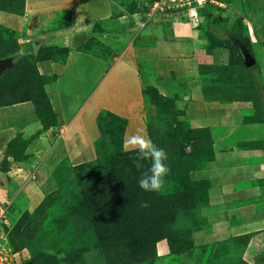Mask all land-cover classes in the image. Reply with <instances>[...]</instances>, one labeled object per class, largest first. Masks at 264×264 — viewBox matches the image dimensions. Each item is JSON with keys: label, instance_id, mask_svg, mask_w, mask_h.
<instances>
[{"label": "rangeland", "instance_id": "obj_1", "mask_svg": "<svg viewBox=\"0 0 264 264\" xmlns=\"http://www.w3.org/2000/svg\"><path fill=\"white\" fill-rule=\"evenodd\" d=\"M134 1L111 0L114 9L112 16L97 21L93 35L82 49L95 56L108 58L114 49L124 50L127 46L126 41L116 38V34L134 27V22L138 27L145 28L149 23L159 20L161 16L158 14L142 27L140 23L145 18L138 17L137 12H131L132 16L125 18L118 16L125 8L134 11L130 9L136 4ZM256 1L260 6L264 5V0ZM217 4L219 5L218 2ZM215 9L208 7L199 13L196 21L201 40L199 47L214 46L211 33L224 44L232 43L235 33H247L243 22L225 17ZM208 12L213 15H208ZM67 20L68 15L64 12L57 22L60 24L61 21L63 24ZM112 33L115 35H111ZM138 39H142L140 35H136V41ZM148 42L149 45H155V41L151 39ZM52 48L57 49L60 56L63 55L62 51H66L62 47ZM45 49L41 48L35 54L29 47L28 55L33 54L34 58H39V53ZM18 55L26 54L20 51L17 32L0 26V58ZM147 56L150 61L152 55ZM139 60L143 69L149 66L145 65L148 62L145 58L140 56ZM31 63H34V59ZM172 65H175L174 61ZM12 68L10 64L0 71V96L1 93L5 95L0 97V104L22 98L31 101L37 115L35 120L39 121L37 127L31 126V130L27 129L32 120L30 118L24 120L23 126L21 123L19 130L12 127L10 129V125L0 122L5 131H12L0 145V206L13 200L7 212L8 224L4 228L7 237L5 245L7 250L9 248L12 251L15 264H24L27 260L29 263L25 264H114V255L120 256L122 250L124 254L127 250L132 260L138 256L142 258L145 253L136 264H264V228L224 240L198 244L194 237L191 238L195 231L190 235L189 227L183 225L182 218L193 214L194 223L196 222L194 229H210L211 223L201 214L207 203L200 208L201 203H198L199 209H188L191 204L186 203L190 198H186V195L203 197L205 184L209 179H193L192 170L190 173L189 170L208 169L210 165L211 168L215 167L214 147L218 138L213 136L209 127H193L185 118L179 89L174 93H165L159 86L149 82V77L153 78L152 74L142 76L146 132L153 143L166 150L170 167L166 183L160 191L150 193L142 190L137 183L141 172L146 170L150 162L139 160L135 150L125 152L120 148L123 121L108 115L105 110L100 111L99 122L103 131L102 139L106 141L103 143L101 140L93 165L67 173L65 169L68 164L63 159L51 169L42 170L44 164L42 160H34L32 147L42 133L56 129L58 123H53L50 111H38L30 93L34 83L29 73L25 76L21 73H6ZM233 68L236 69L234 78L228 72L229 82L225 88L224 82L214 80L215 73L203 74L199 71L200 77L197 78L201 79V86L195 90H198L197 93L202 92L203 96L205 94L208 98L211 97L210 100L216 103L237 101L236 106L240 110L238 134L233 137L230 135L228 141L260 147L264 154V66L259 64L254 71L241 74L240 69ZM169 75L166 71H158L157 74L154 72L156 79ZM19 76L21 81H17ZM43 76L47 80L54 75ZM172 77L175 78L174 71ZM240 83L244 85L241 91L236 88ZM10 89L14 92L13 96ZM224 90L226 92L222 94ZM215 91H219V96ZM33 94L38 97V93ZM40 95L38 98L44 108L48 103L51 105L47 93L43 99V95ZM204 99L206 100L205 96ZM51 111L56 117L53 109ZM111 130H115L117 135ZM57 133L53 130L51 135L55 137ZM106 142L111 146L106 145ZM196 158L201 161H196ZM191 199L195 200L193 197ZM142 200L149 201V207H140ZM261 206H264V202L258 205ZM19 225L22 227L18 230ZM182 229L186 230L184 232L187 235H181ZM173 235L175 236L170 243L168 237ZM115 237H122V243L125 242L126 245ZM100 239L113 248L108 260L104 258L102 251L106 249L95 243ZM109 260L112 262L108 263Z\"/></svg>", "mask_w": 264, "mask_h": 264}, {"label": "crops", "instance_id": "obj_2", "mask_svg": "<svg viewBox=\"0 0 264 264\" xmlns=\"http://www.w3.org/2000/svg\"><path fill=\"white\" fill-rule=\"evenodd\" d=\"M148 1L135 0L134 11L125 8L118 16L125 18L137 12L140 17V9ZM8 2L11 1L0 0V4ZM217 2V13L230 19L242 18L255 46L254 57L264 66V5L260 6L256 0ZM12 3L21 11L0 8V25L17 32L22 54L28 55L29 47L35 54L46 48L44 56L37 61V69L41 75H54L45 84V91L50 97L58 125L56 129L42 133L32 147L34 160H42L44 164L42 170L51 169L65 158L71 165L96 158L101 110L125 119V150L134 149L129 143L133 135H144L150 139L143 119L142 76L152 74L149 82L165 93L179 89L185 118L193 127H209L213 136L218 138L214 147L215 167L210 165L208 169L191 172L193 179L208 178L210 181L208 202L201 214L206 216L211 226L209 230H196L195 242L204 244L224 240L264 228V206L258 207L264 202V154L260 147L228 141L230 135L238 134L240 110L236 106L237 101L216 103L205 100L202 92L195 90L201 86V79L197 78L200 77V65L228 63L226 50L220 48L212 54L199 47L197 9L186 8L160 15L159 20L145 28L134 22V27H129L126 32L112 33L126 41L127 46L124 50L114 49L108 58H103L81 47L93 35L95 23L112 16L111 0H13ZM64 12L68 20L58 24L57 19ZM136 35L142 39L136 41ZM148 39L155 41V45H149ZM52 47L67 50L60 56ZM148 54L152 55L150 61L147 60ZM140 56L148 61L145 64L148 67L143 69L140 66ZM15 57L0 59H11L13 66ZM173 61L175 65H172ZM158 71H166L170 75L156 79L154 72L157 74ZM36 117L34 104L28 100L0 106V122L10 125V129L19 130L21 123L23 126L24 120L30 118L27 129L31 130V126L35 128L39 122ZM4 128L0 123V145L9 133V129L5 131ZM53 130L58 132L55 137L51 135Z\"/></svg>", "mask_w": 264, "mask_h": 264}, {"label": "trees", "instance_id": "obj_3", "mask_svg": "<svg viewBox=\"0 0 264 264\" xmlns=\"http://www.w3.org/2000/svg\"><path fill=\"white\" fill-rule=\"evenodd\" d=\"M9 1H11V2H8V3H3V4H0V8H5V9H7V10H9V11H14V12H20L21 10L14 4V3H12V1L13 0H9ZM208 7H212V8H219L217 5H213L212 3H210V4H207V5H205V6H202V7H198L197 8V10H198V15H199V13H201V11H202V9H205V8H208ZM130 9L131 10H133L134 9V6H132V7H130ZM217 9H215V10H217ZM213 15V14H211L210 12H208V15ZM237 20H240L239 22H243V24H244V28H245V30L247 31V33L244 35V34H240V33H235V35L233 36V38L232 39H234L233 41H232V43L231 42H228L227 44H224V42L222 41V40H219L218 38H216L214 35V37L210 34V37H211V39H212V41L214 42V46H212L211 48L210 47H207V46H204V49L206 50V52H208V53H214L216 50H218V49H223V50H226L227 51V53H228V63H226V64H220V63H214V64H202V65H200L199 66V71L200 72H202L203 74H210V72H213V73H215L214 75H213V77H215L214 78V80L216 79V81H219V82H224V88H225V86H226V84L229 82L228 81V79H227V75H228V72L230 73V74H232V78H234L233 77V75L235 74V68H233V67H237L238 69H240V74L243 72H250V71H252L253 69H255L258 65H259V60H256V63L255 64H253V65H251V66H249V67H247L245 64H244V62H243V57H242V54H241V51H240V46H244L245 48H247L248 50H249V52L252 54V55H254L255 56V46H254V43L252 42V40H251V37H250V35L248 34V30H247V26L245 25V23H244V21L242 20V18H237L236 19V22H237ZM0 26H2L3 27V25H0ZM97 27V22L95 23V25H94V30H95V28ZM215 40V41H214ZM89 41V40H88ZM88 41L87 42H85L83 45H82V47L81 48H84L85 47V44L87 45V43H88ZM84 46V47H83ZM66 50H67V48H66ZM53 51H54V53H56V52H58V50L57 49H53ZM45 54L46 53V51L44 50V51H41L40 53H39V58L37 57V58H34V56H33V54L32 55H22V56H16L15 58H14V65H13V68L12 69H8L7 71H6V73H11V74H18L19 75V73H21L23 76H25V74H27V73H29V75H30V77L31 78H33V83H34V85L32 86V89L30 90V93H31V96H33V98L35 99V103H36V106H37V109H38V111L40 112V113H48L49 111H50V114H52V118L54 119V122L53 123H57V120L55 119L56 117H55V114L51 111L52 110V107H51V105H50V103H48L47 105H45V107L46 108H44L43 106H42V101H41V99L40 98H38V97H40L41 95L40 94H42L43 95V97H42V99L43 98H45V94H46V91H45V88H44V84L45 83H47V82H49L50 81V79L48 78L47 80L44 78V76L43 75H41L39 72H38V69H37V61L40 59V58H42V56H44L43 54ZM34 59V63H31V60H33ZM233 60V61H232ZM28 68V69H27ZM239 73V72H238ZM45 80H44V79ZM53 78V77H52ZM17 81H21V76H19L18 78H17ZM37 85H40V87H38ZM220 85H222V84H220ZM244 87V85H242L241 83L240 84H238V87H236L239 91H241L242 90V88ZM39 88V89H38ZM11 91L10 92H12V96H13V94H14V92H13V90L12 89H10ZM8 92V91H7ZM34 92H36V93H38V94H36V95H38V97L37 96H34ZM216 92V95L217 96H219V94L217 93V92H219V91H215ZM226 91L224 90V91H222L221 93L222 94H224ZM5 93H6V91H5ZM20 94V93H19ZM21 95V94H20ZM2 96H5V95H3V93H1V96L0 97H2ZM204 96H205V98L207 99V100H210V99H212L211 97H207L205 94H204ZM224 96V95H223ZM7 97H10L9 95L7 96ZM38 98V99H37ZM23 99V98H22ZM22 99H20L21 101H22ZM20 100H15V101H12L11 103H16V102H18V101H20ZM10 102H2L1 104H0V106L1 105H5V104H9ZM105 113H107L108 115H111V116H114V117H116V118H119V119H121L123 122H122V125H121V132H120V139H119V146H120V148L123 150V151H125V152H129V151H133V150H135V149H132V150H125L124 149V147H123V134H124V130H125V125H126V121H125V119H123V118H121V117H118V116H116V115H114V114H112V113H110V112H108V111H105ZM100 114L101 113H99V115H98V124H99V128H100V132H101V134H100V137L97 139V141H96V150H97V154H98V147H99V144L101 143V140H102V142L104 143L106 140H103L102 138H104L102 135H103V131H102V127H101V125H100V119H99V116H100ZM112 131V133L114 134V135H117L116 134V131L115 130H111ZM109 141V140H108ZM106 145H110L111 146V144H109V143H107L106 142ZM104 147V146H103ZM195 152H196V149H195ZM63 161H65L68 165V167H66V169H65V171L67 172V173H71V172H73V171H79L78 169H86V167L88 168L89 167V165H93V163L96 161L95 159H93V160H90V161H87V162H84V163H80V164H77V165H71L70 164V162H69V159L68 158H65ZM196 161H201L200 159H198V158H196ZM191 170H193V168H191L190 170H189V173H190V171ZM189 173H188V177H189ZM210 186V182L209 181H207L206 182V184H205V191H204V195H203V197H196V195L194 194V196H191L192 194H189V195H186V198L188 197H190L189 198V200L188 201H186V203H189V204H191V206L189 207L188 205H187V208L188 209H190V208H197V209H199L200 208V206H202V205H205L207 202H208V187ZM207 187V188H206ZM191 197H193V198H195V200H193L192 201V199H191ZM12 202H13V200H12ZM198 203L200 204L199 205V208H198ZM10 206H12V203L10 204ZM9 206V207H10ZM185 208V207H184ZM196 210V209H195ZM183 225L185 226V227H189V232H190V235L192 234V232L193 231H196V230H198V229H194L196 226H194L195 225V223H194V217H193V214H187L186 216H184L183 218ZM29 224V223H28ZM182 225V224H181ZM27 226V225H26ZM22 226H18V230L21 228ZM184 231H186V230H181V235H187V234H185L186 232H184ZM188 232V233H189ZM175 235H173V236H169L168 237V239H169V242L170 243H172V238L174 237ZM117 240H121L122 239V237H120V238H117V237H115ZM191 238L193 239V235L191 236ZM117 240H115V241H117ZM95 243L96 244H98V246H100V248H104V249H106V250H102L103 251V256H104V258L105 259H109V258H111V250L113 249H111V247L109 246V244H106V242H104L103 240H99V241H95ZM120 243H122V240L120 241ZM123 245H126L125 244V242L124 243H122ZM122 244H120V246L122 245ZM146 254L144 253L143 254V257L145 256ZM122 256L124 257V258H122ZM142 257V258H143ZM114 258H115V260H114V264H125V263H138L142 258H140L139 256L137 257V258H135L134 260H132L131 259V256H130V254L128 253V251L126 250L125 251V254H124V252H123V250H122V253H120V256H118L117 254L116 255H114ZM108 263L109 262H112V260H109V261H107ZM25 263H29V260H27ZM24 263V264H25Z\"/></svg>", "mask_w": 264, "mask_h": 264}, {"label": "clouds", "instance_id": "obj_4", "mask_svg": "<svg viewBox=\"0 0 264 264\" xmlns=\"http://www.w3.org/2000/svg\"><path fill=\"white\" fill-rule=\"evenodd\" d=\"M129 143L134 146L135 155L139 160L149 161L146 170L142 171L137 181L138 186L145 192L158 193L166 183L170 172L168 153L164 148L157 146L144 135H133ZM140 207H149V201H140Z\"/></svg>", "mask_w": 264, "mask_h": 264}, {"label": "built area", "instance_id": "obj_5", "mask_svg": "<svg viewBox=\"0 0 264 264\" xmlns=\"http://www.w3.org/2000/svg\"><path fill=\"white\" fill-rule=\"evenodd\" d=\"M210 3L217 4V0H150L143 3L140 9V18H145L140 25L143 27L148 20L156 17L158 14L163 15L186 8L197 9ZM11 203L12 201H9L0 206V264H13L15 259V257L12 259V251L10 252L9 248L7 250V246L5 245L7 237L4 227L8 224L7 212Z\"/></svg>", "mask_w": 264, "mask_h": 264}, {"label": "water", "instance_id": "obj_6", "mask_svg": "<svg viewBox=\"0 0 264 264\" xmlns=\"http://www.w3.org/2000/svg\"><path fill=\"white\" fill-rule=\"evenodd\" d=\"M240 51H241V54L243 56L244 64L247 67L256 63V59H255L254 55H252L247 48H245V47L241 48ZM10 64H11V59H4V60L0 59V71L2 69H5L6 67H8Z\"/></svg>", "mask_w": 264, "mask_h": 264}]
</instances>
